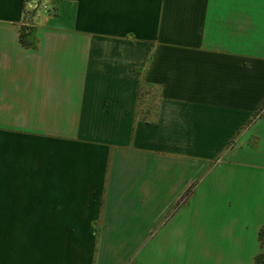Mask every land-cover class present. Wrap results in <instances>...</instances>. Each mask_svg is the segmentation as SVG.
Masks as SVG:
<instances>
[{
	"label": "crops",
	"instance_id": "0c3cea01",
	"mask_svg": "<svg viewBox=\"0 0 264 264\" xmlns=\"http://www.w3.org/2000/svg\"><path fill=\"white\" fill-rule=\"evenodd\" d=\"M263 251L264 0H0V264Z\"/></svg>",
	"mask_w": 264,
	"mask_h": 264
},
{
	"label": "rangeland",
	"instance_id": "374dc122",
	"mask_svg": "<svg viewBox=\"0 0 264 264\" xmlns=\"http://www.w3.org/2000/svg\"><path fill=\"white\" fill-rule=\"evenodd\" d=\"M148 91H150L149 100H147V104H149L148 114L151 117L152 109L154 108V105H155L156 88L152 87ZM72 223H74V220H69V219L58 220V219H44V218H29V224H28L29 225V245L38 244V243L49 241V240L51 242L56 241L58 236L56 234H52L56 232L52 230L58 227L69 228L71 227ZM47 228L50 229V232L47 231ZM60 237H65V242L67 243L71 242L70 240L71 236L69 235L60 236Z\"/></svg>",
	"mask_w": 264,
	"mask_h": 264
},
{
	"label": "trees",
	"instance_id": "16d2710c",
	"mask_svg": "<svg viewBox=\"0 0 264 264\" xmlns=\"http://www.w3.org/2000/svg\"><path fill=\"white\" fill-rule=\"evenodd\" d=\"M29 13H33V11H30ZM21 41L23 43H25V39L21 38ZM191 189H192V186H189L185 191L184 193L180 196V198L178 199L177 201V204L176 205H179L180 203H182L186 198L187 196L189 195V193L191 192ZM260 237L262 235V232L259 233ZM254 264H264V251L259 253L255 259H254Z\"/></svg>",
	"mask_w": 264,
	"mask_h": 264
},
{
	"label": "built area",
	"instance_id": "2783aa9c",
	"mask_svg": "<svg viewBox=\"0 0 264 264\" xmlns=\"http://www.w3.org/2000/svg\"><path fill=\"white\" fill-rule=\"evenodd\" d=\"M38 7H40V5L38 4V3H36V2H33V3H31V4H29V8L31 9V10H35V9H37ZM42 8L44 9V6H42ZM46 10V9H45ZM49 10V9H48Z\"/></svg>",
	"mask_w": 264,
	"mask_h": 264
}]
</instances>
